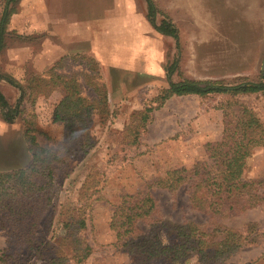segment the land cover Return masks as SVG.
<instances>
[{
    "label": "rangeland",
    "instance_id": "374dc122",
    "mask_svg": "<svg viewBox=\"0 0 264 264\" xmlns=\"http://www.w3.org/2000/svg\"><path fill=\"white\" fill-rule=\"evenodd\" d=\"M248 1L216 0L220 8L225 9V14L198 16L200 21L207 23L206 29L205 26L187 25V22L194 21V17L179 12L177 15V9L170 10L156 5L165 16L170 17L172 14L168 13H175L172 16L179 18L177 23L182 28L179 30L177 27L178 48L174 38L153 35L151 46L160 43L165 50L166 74L176 60L173 80H216L225 85L264 81V0H253V13L237 20ZM30 3L33 4L31 0L12 3L14 11L7 22L4 45L0 50V92L14 114L13 119L6 120L5 109L0 106V171L26 168L31 162V153L24 135L26 126L32 128L31 134L40 146L53 147L60 151L62 157L65 156L67 142L64 122L53 119L54 108L61 93L55 91L49 95H34L27 87L36 77L47 76L59 60L60 67L56 71L76 74L81 94L93 100L94 108L88 131L89 144L84 151L70 153L64 162L55 164L52 205L36 230V237L43 244L32 254H28L23 248L18 249L19 257L15 262L39 264L49 252L55 250L53 247L69 256L70 249L65 244L60 245V236L66 233L65 221L70 220L74 209L83 204V200L84 204L87 202L90 206L85 210L86 226L79 235L91 246L92 252L78 264H131L134 261L133 255L116 248V234L110 227L113 211L127 193L149 192L157 200L158 216L168 226L192 222L203 230L213 228L211 218L190 207L187 183L176 193L151 187L152 183L176 169L189 168L194 162L207 159L205 144L219 140L222 136V104L233 100L232 109L248 108L264 127V91L239 93L235 96L224 93L169 98L160 108L153 110L152 118L140 135L139 142L128 146L123 133L131 122V115L147 104L155 105L152 100L168 85L161 84L160 81L149 85L148 78L144 75L114 73L115 82L122 80L125 89L130 90L135 84L140 85L141 89L132 97L121 94L111 96L107 92L106 101L100 103L104 100L103 94H97L91 84L96 82L106 88L105 68L90 53L73 52L67 47L58 52L43 46L49 32L42 33L39 30L31 33L21 30L19 27L29 20L28 14L30 17L32 15L29 12L34 4ZM3 4L4 0H0V14ZM135 6L140 12L144 11L146 16L145 0H135ZM36 12L41 11L39 9ZM161 17L156 16L157 22H160ZM36 18L40 21V14ZM50 42L59 44L57 37H50ZM76 55L88 56L96 61L97 77L89 78V74L93 76L95 73L84 63L72 58ZM88 176L90 180L94 179L95 185L91 188L86 185L87 192L96 191L85 201L83 188L85 189ZM241 177L244 180L264 178L263 146L255 147L246 158ZM219 222L246 237L243 245L230 255L227 262L264 264V201L254 208L222 218ZM139 225L142 231L148 228L142 223ZM8 237L4 230H0V250L7 246ZM163 240L169 241L167 238ZM69 264L75 262L69 261ZM151 264L169 263L153 261ZM179 264L201 262L193 253Z\"/></svg>",
    "mask_w": 264,
    "mask_h": 264
},
{
    "label": "trees",
    "instance_id": "16d2710c",
    "mask_svg": "<svg viewBox=\"0 0 264 264\" xmlns=\"http://www.w3.org/2000/svg\"><path fill=\"white\" fill-rule=\"evenodd\" d=\"M16 1L4 0L0 14V50L4 45L7 22L14 11L11 5ZM145 2L148 22L158 33L174 38L178 48L179 32L176 25L160 11L154 0ZM158 14L163 17L160 22H157ZM72 58L84 63L95 73L93 76L89 74L90 79L97 77V63L93 58L83 55ZM60 63L61 60L47 76L36 77L27 87L34 95H49L55 91L61 93L54 108L53 119L64 122L67 142L65 156L62 157L60 151L53 147L40 146L31 134L32 128L25 127L24 135L31 153V162L26 168L0 171V230H4L9 236L7 246L0 250V262L4 264H17L15 259L19 257L18 249L23 248L25 252L32 254L43 244L36 237V230L52 205L51 189L56 172L55 164L64 162L70 153L84 151L89 144L88 131L92 124L94 102L81 94L76 74L56 71ZM176 64L175 60L168 68V86L162 88L152 100L155 105L147 104L131 115V122L123 133L127 139L126 145L132 146L139 142L140 135L152 118L153 110L160 108L173 96L204 97L224 93L235 96L239 93L264 91L262 80L234 85H225L216 80L182 79L175 82L171 76ZM262 77L264 78V73ZM91 86L97 94H103L104 100L100 103L105 102V86L96 82ZM20 90L24 92L23 88ZM232 103L233 100L222 104V136L219 140L205 144L207 159L196 161L189 168L176 169L164 177H158L151 186L176 193L187 183L190 207L211 218L214 222L213 228L203 230L192 222L168 226L158 216L157 200L149 192L127 193L115 207L110 227L116 234V248L133 255L134 261L131 264H151L153 261L179 264L193 253L201 264H232L226 260L243 245L246 237L241 232L222 226L219 221L231 214L254 208L264 201V178L244 180L241 177L245 160L251 151L258 146L264 147V127L248 108L234 110L231 108ZM0 106L5 109L4 118L13 119L14 114L1 92ZM89 178L90 176L85 180V189L83 188L85 201L96 191L87 192L86 185H90L89 188L95 185L94 179ZM89 206L83 200V204L74 209L70 220L65 221L66 233L60 236V245H67L71 254L68 256L53 247L55 250L49 252L39 264H69V261L78 264L89 256L92 248L79 235L86 226L85 210ZM139 223L147 225V230L142 231ZM165 238L169 241L163 240Z\"/></svg>",
    "mask_w": 264,
    "mask_h": 264
},
{
    "label": "crops",
    "instance_id": "0c3cea01",
    "mask_svg": "<svg viewBox=\"0 0 264 264\" xmlns=\"http://www.w3.org/2000/svg\"><path fill=\"white\" fill-rule=\"evenodd\" d=\"M31 1L34 6L29 13L32 15L30 17L28 14V22L23 23L19 28L31 33L39 30L42 33L49 32V37L43 41V46L51 47L53 51L62 52V49L67 47L71 48L73 52L92 54L107 72L106 88L109 95L121 94V96L132 97L136 96L141 89L138 84H135L130 90L125 89L126 86L122 80L115 82L114 73L127 72L133 75H144L145 78H148L149 85H154L157 81L168 85L163 45L158 43L151 46L154 34L163 38L168 36L155 31L148 22L145 12H140L136 8L135 0ZM154 2L157 6H164L170 10L177 9V15L179 12L194 17V21L187 22V25L192 27L207 25L204 21H200L198 18L200 15L225 14V9L220 8L216 0H154ZM39 3L40 5H38ZM244 8L245 10L237 16V20L243 19L244 15L253 13V0H249ZM39 9L41 12L37 13L36 11ZM37 14L41 16L40 21L36 18ZM168 14L175 15L173 12ZM172 15L169 18L175 24L179 18ZM180 25L177 23L176 26L179 27V30L182 29ZM207 27L205 26L204 29ZM50 28L51 30H49ZM50 37H57L59 44L51 43ZM141 51L144 54L140 55ZM139 56L141 57L139 58ZM182 79H172V81L176 82Z\"/></svg>",
    "mask_w": 264,
    "mask_h": 264
},
{
    "label": "water",
    "instance_id": "95a60500",
    "mask_svg": "<svg viewBox=\"0 0 264 264\" xmlns=\"http://www.w3.org/2000/svg\"><path fill=\"white\" fill-rule=\"evenodd\" d=\"M263 64H264V60H263ZM264 73V72H263Z\"/></svg>",
    "mask_w": 264,
    "mask_h": 264
}]
</instances>
